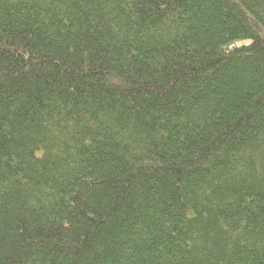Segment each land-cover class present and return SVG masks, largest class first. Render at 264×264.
<instances>
[{
    "label": "trees",
    "instance_id": "1",
    "mask_svg": "<svg viewBox=\"0 0 264 264\" xmlns=\"http://www.w3.org/2000/svg\"><path fill=\"white\" fill-rule=\"evenodd\" d=\"M0 264H264V0H0Z\"/></svg>",
    "mask_w": 264,
    "mask_h": 264
}]
</instances>
